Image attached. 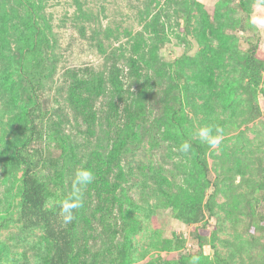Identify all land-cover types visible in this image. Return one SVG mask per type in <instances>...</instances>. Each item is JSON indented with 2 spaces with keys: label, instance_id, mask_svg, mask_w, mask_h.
Returning a JSON list of instances; mask_svg holds the SVG:
<instances>
[{
  "label": "rangeland",
  "instance_id": "1",
  "mask_svg": "<svg viewBox=\"0 0 264 264\" xmlns=\"http://www.w3.org/2000/svg\"><path fill=\"white\" fill-rule=\"evenodd\" d=\"M240 1L0 0V264H43L50 253L42 228L22 229L18 197L22 174L14 177L16 168L10 163L29 133L24 112L36 99L43 133L36 147L47 159L43 175L64 171L59 195L72 194L75 172L90 154L108 156L116 143H127L110 180L117 174L138 204L140 229L132 248L141 259L132 264H164L170 253L198 251L211 258L219 252L231 264H255L252 260L264 253V245L252 246L254 238L264 242V227L252 212L264 211L258 186L264 170V96L258 93L261 114L252 118L241 57L252 38L264 61V29L250 22L254 15L264 17V0H245L250 17ZM35 25L44 28L45 36L40 49L23 64L22 36ZM213 55L217 59L212 79L206 81L207 61ZM152 57L153 66L146 63ZM130 58L141 67V84L129 76ZM112 68L120 71L121 95L113 91ZM175 70H182L183 76L178 78ZM97 75L104 76L103 89L95 91L94 112L88 119L86 108L75 107L71 87L77 79ZM146 80L154 93L143 99L145 119L137 124L127 118L126 107L135 109L132 99ZM178 110L193 139L201 140L198 130L203 126L212 127L213 134L217 127L223 129L221 145L207 153L208 179L229 190L216 196L213 217L204 207L212 186H206L194 154L181 151L183 141L172 132L170 117ZM128 121L138 132L135 139H128ZM235 164L248 167V172L223 173ZM159 176L171 185L161 186ZM91 191L82 189L87 205L95 199ZM232 193L241 198L239 210L233 212L226 205ZM239 194L250 195L254 205ZM196 196L198 220L188 221L189 210L183 214L182 206ZM90 218L77 228L80 252L87 248L83 264H120L125 251L112 241L121 245L123 236L112 240L109 228L95 220L87 224ZM118 221L122 228V219ZM201 237L208 242L202 250ZM176 242L181 244L178 250Z\"/></svg>",
  "mask_w": 264,
  "mask_h": 264
},
{
  "label": "trees",
  "instance_id": "2",
  "mask_svg": "<svg viewBox=\"0 0 264 264\" xmlns=\"http://www.w3.org/2000/svg\"><path fill=\"white\" fill-rule=\"evenodd\" d=\"M240 6L247 15L250 17V10L245 0L240 1ZM240 28L245 30V25H241ZM217 33V31H215ZM45 36L44 28L39 25L35 27L28 33V36H22V46L21 53L23 52L21 63L25 64V59L29 57L30 53H34L40 49L41 41H43ZM249 47L246 52L243 53L241 57V65L246 74V80L244 83V89L248 94V101L251 108V116L255 118L261 114V107L258 101V93L262 92L264 96V61L260 60L257 56L258 46L254 41L250 39L247 40ZM144 59V58H143ZM217 57L213 55L207 61V66L205 69L206 81L212 79L213 64L215 63ZM153 57L146 61L150 63L151 66L154 65ZM149 64V65H150ZM130 73L129 76L133 77V83L141 82L142 72L140 71V66L138 65V60L130 58ZM178 78L183 76L182 70H175ZM120 71L112 68L110 71V82L113 84V91L115 95H121L123 86L120 83L119 78ZM128 76V77H129ZM127 77V76H126ZM104 76H91V79L87 78L77 79L74 82V86L71 87V99L75 102V107L86 108L88 110L89 116L93 113L92 101L96 97L94 95L96 90H102V83ZM95 82V83H94ZM140 92L132 99V104H134L135 109L128 110V119L134 118L137 121V124L140 121L145 119L143 116L144 108H147L146 104H143V99L146 98L149 93L152 95L153 85L149 84L146 80L142 82ZM92 84V85H91ZM141 84V83H140ZM151 89H149V88ZM152 92V93H151ZM85 93L87 96H85ZM233 95H231V98ZM228 103V100H227ZM39 104L38 100L34 102L31 108H28L24 112V118L29 122L30 128L29 133L23 138L19 146L15 148L14 156L11 160V164L15 169V176L21 171V176L19 178L18 187L20 189L18 197L19 201V210H20V219L22 221L23 231H28L31 229L42 228L43 229V239L49 243L50 253L46 254L43 260V264H83L85 263L82 260V256L86 257L85 247L83 249V254L80 252L79 248V233L77 232L78 223L84 218H91L86 222L87 224L92 221H98L102 227L111 232L112 240L116 239L119 236H123L121 245L116 244L114 240L112 245L117 247L119 250L125 251L122 255L123 261L120 264H132L134 261H138L139 257H136L133 251V237L140 229V216L137 214L139 211L138 204L136 203L134 197L129 193V190L125 188L119 181V176L114 175V180H110V177L114 174V169L118 163V155L120 151L127 146V143L117 144L113 146L114 149L110 152L108 156H104L100 152H94L90 154L83 166V168L91 169L94 173V180L87 187L91 189V197H94V201H91L90 205H87L86 202H83V206L74 211L75 219L70 224H64L62 222V217L60 215L61 206L63 202L70 196L67 192L63 195H59V185L63 182L61 181L63 170H55L53 177H48L43 175V166L47 159L44 160L42 149L36 145L41 142L43 137L42 130L37 123V119H40L39 113L40 108L37 107ZM179 110L174 111L173 115L170 117L172 132L177 135L181 141L188 142L191 144V152L194 154L195 166L197 167L199 173L203 178L207 179L206 186L209 188L212 186V192L209 194L208 200L205 203L204 207L209 213L210 217H213L216 213L215 206L218 203H214L216 196L220 193H229V190L224 187H219L218 183H211L208 179L209 173V162H208V148L209 146L201 140L193 139L190 137V132L184 118L179 117ZM181 118V119H180ZM141 122V123H142ZM128 139H135L138 136V132L131 122L128 121ZM136 132V133H135ZM144 134V132H143ZM120 136L116 139L118 141ZM131 142H133L131 140ZM121 145V146H120ZM51 161V159H50ZM228 159H224V163L228 162ZM10 164V165H11ZM245 167L241 164H235L231 168L225 169L223 173L232 175L234 173L241 174L242 176L248 172ZM262 170V169H261ZM260 170V171H261ZM161 186L163 182L166 185L170 186L171 182L167 178L159 176ZM55 185L52 186V185ZM259 191L262 192L264 201V170L261 174V181L258 184ZM54 187V190L52 189ZM197 193L203 194L202 191H197ZM53 194V195H51ZM57 194V195H56ZM239 196H241L239 194ZM242 197V196H241ZM54 198V199H53ZM245 201L251 203V196L244 195L242 197ZM198 199V196L192 199V202L187 200L182 209L183 214L188 210V216L186 220H198L195 200ZM255 199V198H254ZM240 200L236 195L232 193V197H229V200L226 202L228 209L230 211L239 210ZM200 204L203 203L202 198L199 200ZM168 202H165L164 205L168 206ZM252 205V206H253ZM238 208V209H236ZM90 209V211H89ZM88 212V213H87ZM254 218H256L257 223L260 224V227H264V211H258L252 209ZM187 215V214H186ZM232 215V214H231ZM258 216V217H256ZM117 217L118 219H116ZM235 218V217H234ZM119 219H122L120 228ZM2 224V223H1ZM0 224V225H1ZM203 240V237L199 238V242ZM253 245H264V242L261 238H254ZM208 242H201L200 249H203L204 244ZM179 242H176L174 246L175 250L180 248ZM78 246V247H77ZM156 247H159V243H156ZM171 248V246L169 247ZM77 249V250H76ZM131 255V256H130ZM198 255L201 257L200 264H231L228 261V257H223L219 252H217L215 258H211L208 255H205L203 251L195 253H179L172 254L164 260V264H188V261L191 256ZM255 264H264V253L259 257H256L252 260ZM118 264V262H116Z\"/></svg>",
  "mask_w": 264,
  "mask_h": 264
},
{
  "label": "clouds",
  "instance_id": "3",
  "mask_svg": "<svg viewBox=\"0 0 264 264\" xmlns=\"http://www.w3.org/2000/svg\"><path fill=\"white\" fill-rule=\"evenodd\" d=\"M250 22L259 29H264V17L252 16ZM199 138L207 143L209 148H218L223 139V129L217 127L215 134H213V128L210 126H203L198 130ZM191 148V144L184 142L181 145L180 150L187 152ZM94 173L91 169L80 168L77 169L73 180L72 194L63 202L61 206L60 215L64 224H70L74 219V211L83 206V192L82 189L86 188L94 180ZM201 257L193 255L190 257L188 264H200Z\"/></svg>",
  "mask_w": 264,
  "mask_h": 264
}]
</instances>
